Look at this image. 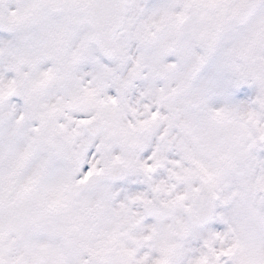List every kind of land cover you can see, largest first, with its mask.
I'll use <instances>...</instances> for the list:
<instances>
[{"label":"snow or ice","instance_id":"1","mask_svg":"<svg viewBox=\"0 0 264 264\" xmlns=\"http://www.w3.org/2000/svg\"><path fill=\"white\" fill-rule=\"evenodd\" d=\"M0 264H264V0H0Z\"/></svg>","mask_w":264,"mask_h":264}]
</instances>
